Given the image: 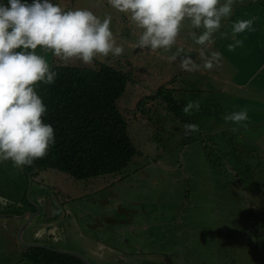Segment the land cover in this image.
<instances>
[{
	"label": "rangeland",
	"instance_id": "rangeland-1",
	"mask_svg": "<svg viewBox=\"0 0 264 264\" xmlns=\"http://www.w3.org/2000/svg\"><path fill=\"white\" fill-rule=\"evenodd\" d=\"M242 1L248 4L250 0ZM255 1L252 0L255 12L251 13L262 20V13ZM52 2L65 10L78 7L89 9L101 19L106 15L111 16L110 29L116 43L124 47L117 66L123 65L143 84H128L125 98L128 102L122 100L120 104L129 125L137 119L146 130H135L134 126L133 130L130 129V135L141 153L137 155V164L129 172H123L122 176L127 174L124 179L110 184L100 195L93 188L82 187L89 184L76 187L66 174L48 169L42 171L41 168L35 171L34 163L21 169L14 168L10 160L0 162V197L16 202L8 203L10 207L6 209H0V264H33L21 252L27 251L22 241L51 242L52 246L60 250L68 248L62 250L74 251L82 256L86 254L92 264H264V227L258 226L257 230H251L255 216H258H252L253 209L260 200L249 197V192L256 188L253 180L261 178L258 174H264V100H259V92L248 91L249 98H244L232 94L230 90L221 89L226 94L207 97L201 96L203 90H197L194 97L182 98L177 104L184 107L188 101H199L201 109V102H215L214 110L209 114V118L212 114V126L210 122H204L207 118L205 111L197 119L191 115H180L181 120L177 116L174 123L165 125L166 128L178 127L180 131L175 133L180 136L172 134V137H168L169 131L163 135L159 133L160 143L155 139V131H150L152 125L157 126V122L149 124L160 116L154 107L160 113L167 110L160 97L147 99L149 94H157L165 86L173 88L178 99L172 80L183 71L174 73L172 66L167 67L165 55H172L180 49L196 63L200 60L198 64H202L203 57L210 55L207 49H212L214 45V51L220 52V42L224 47L231 43L228 38H222L221 33H231L230 23L237 20V13L233 10L231 17L222 21L221 30L214 34L213 43L206 46L195 44L188 35L189 28L185 26L171 51L164 52L137 48L138 30L129 23L125 14L111 8L107 0ZM220 2L224 3V0ZM245 14L246 10L240 12V17L245 18ZM244 45L246 48L239 49L237 54L244 57L245 62L249 60L248 57L257 61L248 62L250 69L243 73L248 78L264 66V42ZM41 54L46 59V54ZM199 54L200 58L197 57ZM231 58L228 57L224 62H229ZM99 59V62H95ZM55 60L60 61L58 58ZM96 60L91 65L79 61L68 65L97 68L110 63L106 57ZM47 61L50 63L52 57L47 56ZM161 65L166 66L164 71H161ZM214 69L215 66L205 71L216 74ZM228 69L227 64L217 67V70L233 79L234 73ZM190 75L197 79L195 73ZM182 77L186 79L184 75ZM194 82L182 83L184 90L186 86L194 87ZM142 100L148 102L146 109L149 110L145 113L138 109V103ZM254 100L258 102L257 106ZM244 109L247 110L248 120L242 124L223 119L228 113ZM254 119H258L259 123L251 122ZM186 123L197 124L199 131L185 135ZM134 125L140 127L137 122ZM212 132L216 134V138H213L216 142L206 139V135ZM254 174L257 177L253 178ZM41 180L43 182L40 184ZM60 180L64 184L60 183L63 185L61 195L58 190H54L56 182ZM106 181L109 182L107 178ZM30 186L33 190L37 186L41 189L37 190V187L31 193ZM109 191H112V197H108ZM39 194L42 199L38 197ZM32 196L44 206L50 202L55 208H58L55 200L59 198L69 205L70 211L65 214V220L58 224L59 233L54 231V234H49V230L44 235L36 236L32 228L41 231L42 223H36L39 216L31 221L21 241L18 238L20 221L10 217L6 219L2 215L20 208L18 200L37 203ZM52 221L53 217L46 220L47 223ZM53 236L58 237V240H53ZM257 236L263 239L258 240ZM100 245L104 249L99 252Z\"/></svg>",
	"mask_w": 264,
	"mask_h": 264
},
{
	"label": "clouds",
	"instance_id": "clouds-1",
	"mask_svg": "<svg viewBox=\"0 0 264 264\" xmlns=\"http://www.w3.org/2000/svg\"><path fill=\"white\" fill-rule=\"evenodd\" d=\"M236 0H107V4L127 16L138 35L136 47L151 51H171L181 29L187 26L188 35L197 45L214 42V34L222 21L233 13ZM111 16L103 19L86 8L63 9L52 0H8L0 4V162L11 161L14 168L31 166L43 159L55 143L51 124L44 122L48 111L39 94L41 84L51 85L57 78L45 55L51 52L64 65L79 61L91 65L98 57H120L124 47L116 43L110 29ZM187 22V24H185ZM253 25V19L230 23L231 39L228 50L242 46L236 39ZM227 39L229 33H221ZM40 52H37V49ZM180 49L168 57L179 58L186 72L210 71L220 63L222 54L212 51L196 63ZM199 112V101H188L180 115ZM178 115V118L181 117ZM226 122L242 124L248 120L247 110L224 115ZM246 127V125H244ZM199 131L195 123L184 125L185 135ZM38 169V166L36 165Z\"/></svg>",
	"mask_w": 264,
	"mask_h": 264
},
{
	"label": "trees",
	"instance_id": "trees-1",
	"mask_svg": "<svg viewBox=\"0 0 264 264\" xmlns=\"http://www.w3.org/2000/svg\"><path fill=\"white\" fill-rule=\"evenodd\" d=\"M261 1L264 3V0H257L255 4H260ZM27 2L31 3L32 0ZM7 3L8 0H0V4ZM248 5H253L252 0ZM240 19H253L252 27H254L258 17L251 13L237 20ZM47 56L52 57V61L48 63L50 68L56 71L57 78L51 85L41 84L39 94L48 109L44 122L51 124L54 128L55 143L46 157L34 160L33 163L42 171L48 169L55 173L60 172L62 175L66 174L74 181L76 187L89 184L82 187L93 188L100 195L102 191L109 188L110 184L124 179L127 174L122 176L123 172H129L133 165L137 164V155L141 154L130 135V129L133 130V126L139 131L146 129L137 119L129 125L128 117L120 103L122 100L128 102V99H125L128 94L126 91L128 84L139 83L141 86L143 84L123 65L117 66L120 64L121 56L110 55L106 57L110 63L97 68L91 66L86 68L76 64L63 65L55 60L51 52L46 54V60ZM99 61L100 59L95 62ZM173 90V88L162 86L157 94H149L147 98L155 100L160 97L168 110L160 113L153 106L160 116L156 119L157 121H150L149 124L157 122V126L152 125L150 131H155L154 135L158 143H160L159 133L163 135L169 131L168 137H172V134L178 135L175 131H180L178 127L166 128L165 126L166 123H174L183 108L182 105L177 104L179 99ZM146 100L138 103V109L143 113L149 110L146 109L148 105ZM136 117L137 114L134 118ZM183 121L189 122V120ZM135 122L140 127L134 125ZM52 159L54 160L51 161ZM258 175L261 178L253 180L256 188L249 192L251 193L249 197L260 200L253 209L252 216H258H255V223L251 230L258 226L264 227V174ZM254 177H257V174H254ZM111 195H113L112 191H109L108 197H112ZM261 237L257 236V239H263ZM26 259L33 264H84L76 257L38 247L28 249Z\"/></svg>",
	"mask_w": 264,
	"mask_h": 264
},
{
	"label": "crops",
	"instance_id": "crops-1",
	"mask_svg": "<svg viewBox=\"0 0 264 264\" xmlns=\"http://www.w3.org/2000/svg\"><path fill=\"white\" fill-rule=\"evenodd\" d=\"M235 5H236V7H234ZM256 5H258L256 7H258V9H260V12L262 13V17H263L262 20L258 19L256 25L254 27H251L252 29H250V30L248 29L249 31L246 30L243 33L237 34L236 39L243 41V44H242V46L235 48V50L229 51L228 47H224V45L220 42V44H219L220 50L219 51L222 54V60L220 61L219 64L215 65L214 72L217 71L216 74L215 73L210 74V73L206 72L205 70L186 72V71L181 69L179 58L176 61L170 62L168 60V57L170 55H165V57L168 61H165L164 63H166L167 67L172 66L171 70H173L174 73L177 70L183 71L182 74H177L176 78H173V80H172L173 83H175L174 88L177 89V94H178L179 100L182 98L194 97V95L197 93V90H203L204 91V92H202L201 96L206 95L207 97L208 96L219 97V96H222L223 94H226L221 89L230 90V92L232 94H234L238 97H244V98H249L250 93L248 91L259 92L258 93L260 96L259 100H264V66H261L259 68V70H256L251 76L246 78V76L243 73L246 71H249V69H250V67L247 66L248 62L252 63V61L253 62H257V61H255L253 57H248L249 60L245 62V58L241 57L237 54V51L239 49H245L246 48L244 44L264 42V3L261 1L260 4H256ZM234 6H233V10H234V13L235 14L237 13V15H238L237 19L243 18V17H240V12H243L244 10H246V14H251V12H255V7H253V5L249 6L248 4L244 3L242 0H236ZM257 29H259V30H257ZM228 41L231 43H234V41L231 39L230 34L228 37ZM212 51H214V45L212 46V49L206 50V52L209 54ZM262 51H264V49H262ZM181 52H182L181 56L186 54L183 51H181ZM197 57L200 58L201 57L200 54ZM228 57H232V58L229 59V62L228 61L224 62V60L227 59ZM199 62H200V60H198V63ZM201 62L203 63V60H201ZM259 62H261V61H259ZM224 64L228 65V68H229L228 70L233 71V73H234L233 79H231L232 76H226L225 74L221 73L220 70H217V67H222ZM166 66L161 65V71H164ZM178 68H180V69H178ZM190 73H195L197 76V79L192 77L190 75ZM183 75L186 78L185 80L182 77ZM193 80H195L194 87L188 88L186 86L185 87L186 91H185L184 85H182V83L184 84L185 81L193 83ZM214 80H216V81L213 85ZM252 83H254V84L251 85ZM179 94H183V95H179ZM184 103H186V102H184ZM257 104H258V102H256L254 100V105L257 106ZM201 105L202 106H201V109L199 110V112H192V116L196 117V119L200 118L202 116L203 112L205 111V112H207V118L204 120V122L205 123L210 122V124L212 126V124H213L212 114L210 115V118H209V114L214 110L215 102H213V103L201 102ZM204 105H207V106L204 107ZM254 120L255 121H251V122H254V124L259 123V122H257L258 119L257 120L254 119ZM215 136H216V134H213V132H212V134L206 135V139L209 142H212V141L216 142L213 139ZM257 137H261V136H257ZM38 197L42 198V195H38ZM58 215H59V212H58ZM6 216L7 215H3L2 217H6ZM31 217H32V215H31ZM12 219H14V218H12ZM21 223H22V221L20 222V224ZM43 226H48V224H44ZM56 238L58 240V237H56ZM29 242H32V241H29ZM23 243L25 244V242H23ZM25 247H27V246L25 245ZM52 247L54 249H60L57 246H52ZM25 249L28 250L29 247H27ZM62 249H68V248H62ZM103 249H104V246L100 245L99 246V252ZM21 252H22L23 256L25 257L27 251L25 252V250H24ZM54 252H56V251H54ZM58 253H60V252H58ZM61 254H64V253H61ZM65 255H68V254H65ZM70 256H72V255H70ZM73 257H75V256H73ZM86 258H87V255H86Z\"/></svg>",
	"mask_w": 264,
	"mask_h": 264
},
{
	"label": "water",
	"instance_id": "water-1",
	"mask_svg": "<svg viewBox=\"0 0 264 264\" xmlns=\"http://www.w3.org/2000/svg\"><path fill=\"white\" fill-rule=\"evenodd\" d=\"M35 169H36V167H35ZM40 199H42V198H40ZM58 199L55 200V203H57L59 209L53 207L52 204H50V202L46 206H44L43 203H41L40 201H38L36 199L37 200L36 202L38 204L37 203H31V206L34 208V210L28 209V211H26V212H24V213H22L20 215H18V214H6L7 215L6 217L14 218V220L16 219L17 221H20V222L22 221L21 226L18 229V238H20L21 241H22L23 233L31 225L30 224L31 221L33 219H37V217H39V216H41V217H39L36 220V223L38 221H39L38 224L41 222L42 223L41 228L42 227L43 228L39 232H38L37 228L36 229L32 228V232H34V234L36 236L44 235L49 230H50L49 234H51V233L54 234L55 232L59 233V228H58L59 225L58 224L61 223V221L65 220V218H66L65 214H67V212L65 211L64 206H66L67 204H64L63 201H61L60 199H59L60 201H58ZM8 203L15 204L16 202L14 200L8 199L6 197H0V209H6V208L10 207V206L7 205ZM42 209L44 210L45 213L44 212L42 213ZM58 212H59V215H58ZM31 215H32L33 218L31 217ZM49 217H53V221H52L53 223L51 222L49 224V223L46 222V220L49 219ZM44 224H48V226H43ZM55 236H53L55 238L53 240H57V238ZM22 242H25V245L27 247H29V249L37 248V247L38 248H45V249H48V250L50 249L52 251H56V252H60V253H64V254L75 256V257H77L80 260L82 259L86 264H92L86 257H83L82 255H80L77 252L66 251V250H62V249L61 250L60 249H54L52 247L53 244L51 242H50V244H46V243L39 242V241H32V242L22 241ZM48 246H50V247H48Z\"/></svg>",
	"mask_w": 264,
	"mask_h": 264
},
{
	"label": "flooded vegetation",
	"instance_id": "flooded-vegetation-1",
	"mask_svg": "<svg viewBox=\"0 0 264 264\" xmlns=\"http://www.w3.org/2000/svg\"><path fill=\"white\" fill-rule=\"evenodd\" d=\"M35 167H36V164H35ZM35 171H37V168L35 169ZM40 182H43L42 180L41 181H39V183ZM60 183H62L63 184V182H62V180H60L59 182L57 181L56 182V184H55V186H56V189H54L55 191L56 190H58L59 191V195H61L62 194V192H63V185H60ZM41 184V183H40ZM39 184V185H40ZM38 185V186H39ZM32 186H33V184H32ZM32 186H30V189H29V192L31 191V193L38 187H36L34 190L32 189ZM41 188L40 187H38V189L37 190H40ZM39 195H41V194H39ZM32 198H33V201H37L36 200V198L35 197H33L32 196ZM25 199V198H24ZM26 200V199H25ZM20 205H19V207L20 208H17V209H15V211H10V213H8V214H18V215H20V214H22V213H24V212H26V211H28V209H32V210H34V208L31 206V203L29 202V201H27L26 200V202H20L19 200L17 201ZM63 203L64 204H67L66 202H64L63 201ZM67 207V208H66ZM70 207H69V205H66V206H64V209H65V211L66 212H69L70 211V209H69ZM5 218V217H4ZM6 219H9V217H7ZM43 228V227H42ZM26 252V251H25ZM25 258H26V256H25Z\"/></svg>",
	"mask_w": 264,
	"mask_h": 264
}]
</instances>
